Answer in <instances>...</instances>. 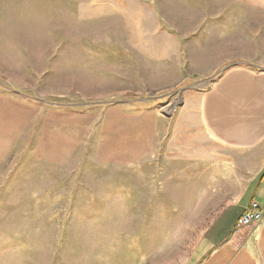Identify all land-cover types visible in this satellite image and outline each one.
<instances>
[{"label":"rangeland","instance_id":"rangeland-1","mask_svg":"<svg viewBox=\"0 0 264 264\" xmlns=\"http://www.w3.org/2000/svg\"><path fill=\"white\" fill-rule=\"evenodd\" d=\"M255 1L0 0V264H185L254 169L191 159L179 102L264 68Z\"/></svg>","mask_w":264,"mask_h":264},{"label":"crops","instance_id":"crops-1","mask_svg":"<svg viewBox=\"0 0 264 264\" xmlns=\"http://www.w3.org/2000/svg\"><path fill=\"white\" fill-rule=\"evenodd\" d=\"M245 2L254 6L256 1ZM179 105L175 129L187 131L191 159L228 157L235 167L254 169L236 198L205 227L185 264H264V218L243 235L235 227L256 194L264 206V68L232 62L203 89L190 88Z\"/></svg>","mask_w":264,"mask_h":264},{"label":"built area","instance_id":"built-area-1","mask_svg":"<svg viewBox=\"0 0 264 264\" xmlns=\"http://www.w3.org/2000/svg\"><path fill=\"white\" fill-rule=\"evenodd\" d=\"M264 217V206L260 205L255 200H251L244 206L240 214L238 215L235 223V227L253 228Z\"/></svg>","mask_w":264,"mask_h":264},{"label":"water","instance_id":"water-1","mask_svg":"<svg viewBox=\"0 0 264 264\" xmlns=\"http://www.w3.org/2000/svg\"><path fill=\"white\" fill-rule=\"evenodd\" d=\"M178 103V102H177ZM180 103V102H179ZM175 104V103H174Z\"/></svg>","mask_w":264,"mask_h":264}]
</instances>
